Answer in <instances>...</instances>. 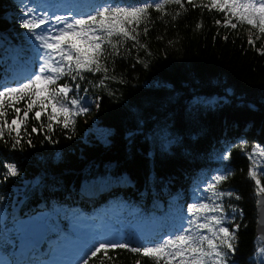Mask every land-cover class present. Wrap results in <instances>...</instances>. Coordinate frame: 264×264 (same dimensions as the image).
Segmentation results:
<instances>
[{"label": "trees", "instance_id": "1", "mask_svg": "<svg viewBox=\"0 0 264 264\" xmlns=\"http://www.w3.org/2000/svg\"><path fill=\"white\" fill-rule=\"evenodd\" d=\"M202 2L207 0H193L196 5ZM182 5L166 6L167 13H179L175 21L171 15L160 20L161 14L150 10V31L140 40L151 55L128 41V51L121 50L111 73L117 81L122 76L123 83L110 80L106 88H97L101 74L89 73L78 81L82 89L89 88V98L100 100L98 109L93 104L88 115L77 117L74 134L55 124L53 133L46 127L39 130L48 121L45 115L33 120L39 110L34 109L26 125L31 135L22 130V148L0 140V253L10 261L18 246L20 220L42 215L51 226L49 235L59 241L64 233L51 220L67 227L78 214L104 215L126 224V238L136 241L144 226L170 225L179 212L187 216L194 190L202 193L213 174L228 171L231 175L220 187L234 192L223 198L226 215L232 217L230 229L239 225L233 259L235 264H257L256 249L264 245L255 231L257 197L247 155L254 144L264 147V54L257 51L264 36L249 45V32L257 35L250 26L225 28L222 13L193 7L188 0ZM19 15L18 0H0V75L15 66L18 52L30 55ZM143 27L138 31L143 33ZM65 82L67 78L60 81ZM198 97L207 104L197 103ZM16 106L23 110L26 105L21 101ZM8 111L11 122L14 113ZM33 126L36 133L31 132ZM100 134L109 142L102 143ZM241 142L246 144L243 150ZM223 154L230 159L224 161ZM5 163L16 164L19 175L5 180ZM50 246H44L43 253ZM89 264L152 262L116 249L109 250L107 258L98 253Z\"/></svg>", "mask_w": 264, "mask_h": 264}, {"label": "snow or ice", "instance_id": "2", "mask_svg": "<svg viewBox=\"0 0 264 264\" xmlns=\"http://www.w3.org/2000/svg\"><path fill=\"white\" fill-rule=\"evenodd\" d=\"M188 2L193 7L222 13L225 28L247 25L256 31V40L264 36V0H207L199 5L193 0ZM171 4L183 7L182 0H19L18 22L27 33L30 55L18 52L14 57L15 66L0 80V140L5 144L10 140L13 149L22 148L25 142L22 130L24 135H31L26 125L34 109L39 110L35 111L33 120L40 121L45 115L48 121L46 125L41 123L39 130L46 127L47 133H53L55 124L74 134L77 117L88 115L93 104L98 109L100 100L99 96L89 98V88L82 89L78 81L85 79V73L101 74L94 84L97 88H106V81H117L111 73L115 71V60L121 56V50L128 51L125 47L128 41L133 42L134 48L151 55L148 45L140 40L141 35L147 37L150 31L147 26L152 22L150 10L160 13V20L164 15H171L175 21L179 13L165 11ZM215 24L220 25L221 21L216 20ZM141 25H144L143 33L138 31ZM247 42L255 44L251 31ZM262 50L264 44L257 49L264 54ZM137 63L144 61L138 59ZM65 78L69 82L61 84ZM117 82H124L122 76ZM81 90L84 95H80ZM21 101L26 105L23 110L16 106ZM196 102L207 104L199 97ZM9 109L14 113L11 122L7 119ZM37 131L33 126L31 132ZM45 139L52 142L47 134ZM26 142L32 145L31 139ZM238 147L243 150L246 144L241 142ZM221 158L228 161L230 155L223 154ZM249 160L253 167L248 175L255 182L260 216L258 231L264 232V147L254 144ZM4 168L5 180L19 175L14 163H5ZM229 175L228 171L213 174L202 193L194 190V200L187 204V216L179 212L174 223L154 228L146 238L132 241L115 229L93 231L78 236L73 242L50 247L48 253L37 256L35 253L40 251L46 231L45 225L37 221L29 225L28 231L32 258L5 260L4 264H89L98 253L103 252L107 258L109 250L116 249L141 254L152 264H235L239 225L230 229L232 222L227 219L223 203V198L233 197L234 192L220 187ZM3 199L0 196V200ZM235 199L239 200L240 196ZM231 212L235 214L237 209L232 207ZM43 255H49V259H42ZM255 255L257 264H264V247H258Z\"/></svg>", "mask_w": 264, "mask_h": 264}, {"label": "rangeland", "instance_id": "3", "mask_svg": "<svg viewBox=\"0 0 264 264\" xmlns=\"http://www.w3.org/2000/svg\"><path fill=\"white\" fill-rule=\"evenodd\" d=\"M18 3H19V0H18ZM29 6H30V3H29ZM253 33H255V32H252L253 39L255 41H257L255 39L256 35H254ZM97 137L102 143L109 142V139L107 138L106 134H100ZM247 156L249 158V154ZM250 167H253L251 161H250ZM42 217L43 216L40 215V216L36 217L34 220H32V219L31 220H24V221L20 222V231H21V234L24 236L26 241L22 240L20 247L18 248L19 252L21 251L22 253H24L25 252V246L26 247L29 246L27 243V238L29 237V235L26 231L27 226L30 223H34V222L43 220ZM227 219H228V221H232V217L229 215H227ZM93 225H94V227H93ZM71 228H72L71 236H69L67 239H64L59 244L73 242L76 240V238L78 236L85 235V234L91 233L93 231H107L109 229H116L117 226L113 225L110 221L106 220L104 216H101L100 218H93V219H90V217L82 216V217H78L76 219V221L72 224ZM121 228L125 229V226L121 225ZM146 232H147V230H146ZM120 234H121V232H120ZM122 235H123V233H122ZM4 261H5V259L0 256V264H4Z\"/></svg>", "mask_w": 264, "mask_h": 264}, {"label": "water", "instance_id": "4", "mask_svg": "<svg viewBox=\"0 0 264 264\" xmlns=\"http://www.w3.org/2000/svg\"><path fill=\"white\" fill-rule=\"evenodd\" d=\"M255 211H256V226H255L256 235L264 243V232L258 231V220L260 219V216L258 215L257 204L255 206ZM45 230H46V227H45ZM28 231H29V227H28Z\"/></svg>", "mask_w": 264, "mask_h": 264}, {"label": "bare ground", "instance_id": "5", "mask_svg": "<svg viewBox=\"0 0 264 264\" xmlns=\"http://www.w3.org/2000/svg\"><path fill=\"white\" fill-rule=\"evenodd\" d=\"M193 197H194V196H193ZM193 197H192V198H193ZM25 249H26V248H25Z\"/></svg>", "mask_w": 264, "mask_h": 264}]
</instances>
